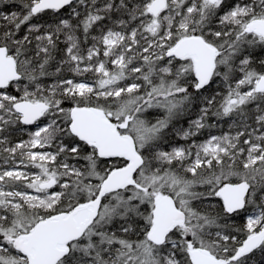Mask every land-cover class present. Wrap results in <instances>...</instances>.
Segmentation results:
<instances>
[{
    "label": "snow or ice",
    "instance_id": "6c2138e0",
    "mask_svg": "<svg viewBox=\"0 0 264 264\" xmlns=\"http://www.w3.org/2000/svg\"><path fill=\"white\" fill-rule=\"evenodd\" d=\"M5 7L0 264H264V0Z\"/></svg>",
    "mask_w": 264,
    "mask_h": 264
},
{
    "label": "trees",
    "instance_id": "16d2710c",
    "mask_svg": "<svg viewBox=\"0 0 264 264\" xmlns=\"http://www.w3.org/2000/svg\"><path fill=\"white\" fill-rule=\"evenodd\" d=\"M10 7H11L13 10H15L16 5H11ZM0 10H2V11H8L9 9H8V7H5V8L0 9ZM125 83H127V81H126ZM187 119H188V118L185 117V118H182V119H180L179 121L174 122V123L176 124V126H184V127H186V126H187ZM33 127H34V126H33ZM221 130H222V131H226V127L223 128V129H221ZM214 131H216V130L214 129ZM206 135H207V132H203V133H201L200 136H197V137H195L194 139L197 140V141H202V140L206 137ZM22 138L26 139V138H27L26 134H22ZM174 142L177 143V144H185V143H187L186 141L179 140L178 138L175 139Z\"/></svg>",
    "mask_w": 264,
    "mask_h": 264
}]
</instances>
